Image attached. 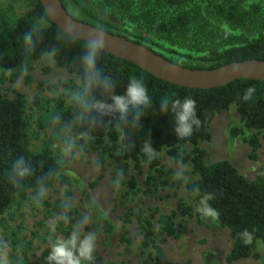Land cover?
Returning a JSON list of instances; mask_svg holds the SVG:
<instances>
[{"label":"trees","instance_id":"16d2710c","mask_svg":"<svg viewBox=\"0 0 264 264\" xmlns=\"http://www.w3.org/2000/svg\"><path fill=\"white\" fill-rule=\"evenodd\" d=\"M23 1L29 4L30 9L14 20L1 13L0 7V72L22 70L25 65L28 69L54 49L55 56L52 59L55 66L73 75L81 86L80 57L85 42L63 34L49 20L38 0ZM133 1L138 3L139 11L135 16L129 17L130 20L140 24L148 32H153L170 45L192 42L200 34L205 39L206 46L205 53L197 58L198 64H178L167 58L168 52L183 59L192 57L178 54L141 37L131 38L126 30H120L110 22L94 23L95 16L88 10H81L87 19H74L137 43L169 62L187 69L213 70L233 62L264 61V16L260 19L254 18L260 11L258 6L246 10L233 3L212 5L213 16L226 28L245 29L251 26L253 30L258 29L260 33L258 36L237 42L235 38L229 36L223 38L224 35L219 30L207 29L206 21L198 25L199 33H195L192 29L194 19L185 8V0H126L124 3L126 12L130 10ZM61 2L65 8L64 0ZM166 12L171 13L168 18L160 17V13ZM254 20L258 22L255 24ZM29 31L36 37L31 48L23 41V35ZM220 39L222 41H219ZM98 66L113 79L118 92H122L132 78H139L145 82L152 98V108L146 112L141 124L118 126V121L112 116H100L94 112L85 115L73 102L68 107H63L62 102L57 101L53 109L46 111L43 120L45 123L39 120L38 128L45 129L56 123L60 127L61 135L67 130L66 126L71 124L72 136L90 134V139L81 140L80 144L83 145V150L97 152V166L102 167L106 158L113 156L116 160L130 161L135 171L140 174L143 163H146L149 169L162 179V186L169 185L179 189L184 181L174 180L173 170L165 169L156 156L149 160L141 152L142 143L150 137L152 147L157 152L165 150L175 163L188 164L191 173L198 176L196 182L186 185L185 188L189 194L194 195L196 206H201L202 201L208 204L216 211L215 218L219 224L229 230L234 242L226 258L227 263L251 257L257 242L264 249V182H254L245 178L226 160L207 163V152L199 147L201 142L210 140L209 128L215 115L233 105L244 126L256 130L261 135L263 144L257 135L247 139L250 148L249 159L256 160L261 148L264 152V82L240 79L226 87L211 90L183 88L159 80L137 66L104 52L101 53ZM62 86L68 90L73 89L71 82L62 83ZM247 88H252V98L244 101L242 96ZM94 95L97 100L107 99L99 90H96ZM165 95L181 99L189 96L196 100L201 126L190 138L178 139L172 130L174 121L171 114L159 111V100ZM26 106L22 94L14 91L13 97L7 99L0 92V219L15 200L25 199L29 192L50 189L56 183L68 186L67 178L61 174L62 164L48 149L37 153L26 150ZM240 134L239 131L234 133ZM114 153L119 155L114 156ZM18 158H23L27 162L31 174L22 180H13L11 168ZM153 180L155 177L149 175L147 185L152 184ZM127 185L130 189L135 188L133 181H128ZM94 186V183L89 185L90 188ZM147 192L152 191L148 189ZM70 197L71 193L66 189L63 200L54 203L39 201L40 205L49 210L50 215L63 219L59 222L63 238H67L73 230L71 217L76 214L69 205ZM177 210L184 217H191L193 214V207L181 199L178 201ZM133 215L144 236V248L151 250L147 261L142 264H180L166 256L161 247L166 239L158 240L152 231L149 218L141 214ZM101 222L104 230L111 232L112 228L108 221L103 219ZM165 234L169 238L180 236L175 233L172 223L165 228ZM248 239L251 242H248ZM47 254L48 251H44L40 262L33 264H46Z\"/></svg>","mask_w":264,"mask_h":264},{"label":"rangeland","instance_id":"374dc122","mask_svg":"<svg viewBox=\"0 0 264 264\" xmlns=\"http://www.w3.org/2000/svg\"><path fill=\"white\" fill-rule=\"evenodd\" d=\"M126 0H64L68 14L76 19H87L82 9L90 11L94 23L110 22L117 28L126 30L131 38H144L152 43L167 47L178 54L189 55L191 59H183L175 54L167 58L181 65H196L197 58L204 53L205 39L198 34L192 42L170 45L159 39L153 32L143 29L140 24L129 17L135 16L138 3L131 2L129 11H125ZM128 1V0H127ZM131 1V0H129ZM238 4L246 10L258 6L259 14L264 16V0H185V8L190 12L194 22L192 29L198 32V25L207 22V29L220 31L226 38H235L241 42L258 36V29L226 28L211 12L215 4ZM1 13L14 20L30 9L27 2L21 0H0ZM171 13H160V17L168 18ZM258 20H254L256 24ZM255 26V25H254ZM264 34V33H263ZM219 41H222L221 39ZM169 50V51H171ZM29 80V81H28ZM71 82L73 89L68 90L62 83ZM80 88L79 81L65 70L55 66L53 59L46 55L35 62L27 72L19 69L0 72V92L4 98L11 99L16 91L26 101V150L32 153L48 149L62 164L61 174L67 178L68 186L54 184L50 189H38L29 192L25 199L15 200L0 219V264H33L39 263L44 251H49L56 236L62 237L59 222L61 217L50 215L49 210L39 201L54 203L63 200L67 189L71 193L69 205L76 214L71 217L73 229L82 228L92 231L97 236V250L94 264H142L147 261L151 252L145 249V241L138 228L136 217L141 214L149 218L152 231L158 240L166 239L161 247L169 260L180 264H229L227 256L233 246V238L229 230L222 227L215 217L204 216L194 204V195L186 191L185 186L198 180L191 173L188 164L175 163L165 150L158 151L156 157L165 169L174 171L173 179H182L184 184L179 189L162 186V179L143 163L139 174L130 161L116 160L113 156L106 158L105 164L96 165L97 152L83 150L81 140H89L85 133L74 137L70 133L71 124L59 135L60 127L53 123L45 129L38 128V122L45 119L46 111L53 109L57 101L63 107L71 104V95ZM45 123V122H43ZM240 135H234L235 132ZM210 140L201 142L199 147L207 152V163L220 160L228 161L242 176L254 181L264 182V152L261 148L256 160L249 159L250 148L247 139L257 135L263 144L261 135L254 129L244 126L235 107L217 113L210 124ZM118 156V153H114ZM155 177L147 185L148 176ZM128 181L135 183L130 189ZM172 181V179H171ZM95 186L90 188L89 185ZM150 189L152 192H147ZM43 196L37 199V193ZM193 207L191 217L181 216L177 210L179 200ZM105 219L112 230H104L101 220ZM67 223V220L65 221ZM172 223L178 238H169L165 228ZM251 242L250 239L247 240ZM231 264H264V249L257 242L253 255L247 259Z\"/></svg>","mask_w":264,"mask_h":264},{"label":"clouds","instance_id":"9594fccd","mask_svg":"<svg viewBox=\"0 0 264 264\" xmlns=\"http://www.w3.org/2000/svg\"><path fill=\"white\" fill-rule=\"evenodd\" d=\"M36 37L31 31L23 35V41L30 48L34 46ZM107 34L102 29H97L86 41L81 57V86L71 95V101L78 105L82 114L96 113L100 116H112L121 124L138 126L146 112L152 108V98L149 95L147 85L142 79L132 78L122 92L116 90L113 79L104 73L98 66L101 53L106 49ZM53 58L55 50L49 53ZM27 65L22 68L27 72ZM99 90L107 99L97 100L94 92ZM252 88H247L242 96L244 101L252 98ZM159 111L163 114H171L174 124L173 132L178 139H188L194 131L201 126V120L197 115V102L195 99L185 96L173 98L168 95L159 100ZM143 152L149 160L155 157L157 151L152 147L151 138H147L141 145ZM13 180H22L31 174V169L23 158H18L12 168ZM43 193H37V199L42 198ZM199 211L208 217H215L216 211L202 201ZM97 250V236L95 232H85L82 228H74L67 238L56 236L50 245L46 264H94Z\"/></svg>","mask_w":264,"mask_h":264},{"label":"water","instance_id":"95a60500","mask_svg":"<svg viewBox=\"0 0 264 264\" xmlns=\"http://www.w3.org/2000/svg\"><path fill=\"white\" fill-rule=\"evenodd\" d=\"M49 20L65 35L85 42L99 29L72 18L61 0H38ZM104 31V30H103ZM107 45L103 50L114 58L131 63L151 76L175 86L211 90L226 87L236 80L264 82V61L233 62L213 70H193L173 64L145 47L106 31Z\"/></svg>","mask_w":264,"mask_h":264}]
</instances>
